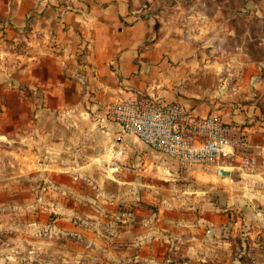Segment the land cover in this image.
Here are the masks:
<instances>
[{
	"label": "crops",
	"instance_id": "1",
	"mask_svg": "<svg viewBox=\"0 0 264 264\" xmlns=\"http://www.w3.org/2000/svg\"><path fill=\"white\" fill-rule=\"evenodd\" d=\"M44 4L33 1L30 18V7L19 17L20 2H5L11 15L0 23L7 32L6 41L0 38V186L15 184L18 200L26 202L19 208L32 209L35 218L38 208L65 219L79 212L77 203H96L99 212L87 208L80 215L94 225L72 228L76 234L99 230L96 221L111 212L105 228L130 251L120 256L128 264H184L175 259L184 255L191 264H208L220 259L221 250L229 257L236 228H223L227 217L208 211L214 193L191 183L179 189L182 202L167 194L178 190L169 181L198 175L205 166H213L214 179L218 169L236 166L181 169L135 136L121 135L104 111L140 95L176 101L197 116L215 111L240 123L255 152L264 154V73L222 61L214 43L226 24L200 21L190 31L186 24L142 16L143 9L128 0ZM156 177L163 178L161 185ZM67 183L86 193L71 194ZM110 184L114 190L106 196ZM64 199L75 204L62 206ZM260 228L264 234V221Z\"/></svg>",
	"mask_w": 264,
	"mask_h": 264
},
{
	"label": "rangeland",
	"instance_id": "2",
	"mask_svg": "<svg viewBox=\"0 0 264 264\" xmlns=\"http://www.w3.org/2000/svg\"><path fill=\"white\" fill-rule=\"evenodd\" d=\"M33 1L45 3V6L56 3L64 8L74 6L76 0H10V4L14 6V3L20 2L22 7H20L21 11L17 14L19 17L21 12L24 11L22 8L26 11L30 7L26 12L32 18L33 8L31 4ZM128 1L143 9L142 16L152 15L164 20H171L170 22L174 25L186 24V28H189L190 31H194L193 27L200 21H216L218 25L226 24V34L223 37L221 36L220 39L216 38L214 43L218 55H222V61L228 62L229 67H236V65L242 63L243 65L248 64L251 70L259 68V71L264 73V0ZM5 2L6 0H0V23L11 15V10L6 9ZM3 28L0 24V38L6 41L5 35L7 32ZM1 43L2 41H0ZM258 103L262 104L257 102V105ZM252 144L254 143L252 142ZM253 150L255 152L257 149L253 147ZM255 154L257 164L251 168H240L239 162L233 157L225 159L226 164L236 166L223 168L234 171L230 177L219 176L214 179L209 176V174H212L211 171H214L213 166L211 168L205 166L203 167L204 171L191 176L192 178H179L169 181L170 187L174 183L177 185L178 190H172L175 191L176 197L170 192L167 194V197L169 199L173 198L175 202H179V200L182 202L181 200L186 198L180 193L179 189L191 183L195 187H205L207 190L212 191L214 194L209 197L208 211L216 210L219 214H224L227 217L228 222L222 226L223 228L233 226V229L236 228L233 231L234 234H232L235 242L234 248L229 251V257L228 251H217L220 259L216 262L210 261L208 264H264V234H261L262 230L260 228L264 219L257 214L261 210L260 208H264V168H262L264 154L257 151ZM123 166L125 165L123 164ZM214 174L213 177H215ZM162 179L156 177L153 181H157V184H159ZM208 179H214V182H209ZM67 182L72 183L69 180ZM67 186L71 189V194L86 193L82 185L77 186L74 184L72 186L67 183ZM75 186L78 188L75 189ZM15 188V184L0 186V264L129 263L128 260L124 261L120 256L125 254L124 258H127L130 251L119 248L114 241L116 235L105 228L106 224L107 226L112 224L111 212L105 210V215L102 216L103 220L96 221L97 224L95 223V225L100 227L99 230L92 228L93 232L89 231L85 234L78 230L80 234L78 232L76 234L72 228L78 227L80 229L85 228V225L91 227L94 225L86 222L91 218L85 219L80 215H85L83 214L85 211L82 210L87 208H90L92 212H99L96 203L88 201L87 203L74 205V197L71 202L64 199L61 202L62 206L74 205V208L77 206L79 212L77 214L72 213V217L59 219V216H57L58 211L53 213L38 208L37 212L39 213L35 218V214L31 212L32 209L30 212H22L19 208V206L25 205L26 202L18 200V191ZM96 190L97 187L93 188L94 192ZM113 190L112 184L105 186V195H112ZM93 191L90 193H94ZM199 202L202 203L204 200L200 199ZM177 207L182 209V206ZM33 211H35V208ZM252 213H255L257 217L252 218ZM33 218L37 222L36 225L33 223ZM94 218L93 220H95ZM231 222H235V224L229 225ZM247 225H249L248 229L241 231L242 227L247 228ZM168 256L173 257L172 254ZM175 259L180 262L185 261L184 264H189V260H191L187 255Z\"/></svg>",
	"mask_w": 264,
	"mask_h": 264
},
{
	"label": "built area",
	"instance_id": "3",
	"mask_svg": "<svg viewBox=\"0 0 264 264\" xmlns=\"http://www.w3.org/2000/svg\"><path fill=\"white\" fill-rule=\"evenodd\" d=\"M104 119L118 125L121 135L135 136L184 170L202 164L221 167L232 157L241 168L257 164L253 145L241 124L224 120L215 111L197 116L176 101L140 95L108 104Z\"/></svg>",
	"mask_w": 264,
	"mask_h": 264
},
{
	"label": "water",
	"instance_id": "4",
	"mask_svg": "<svg viewBox=\"0 0 264 264\" xmlns=\"http://www.w3.org/2000/svg\"><path fill=\"white\" fill-rule=\"evenodd\" d=\"M217 175L220 176V177H230L231 176V173L227 170H224L222 168L218 169L217 170Z\"/></svg>",
	"mask_w": 264,
	"mask_h": 264
}]
</instances>
